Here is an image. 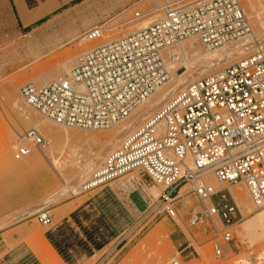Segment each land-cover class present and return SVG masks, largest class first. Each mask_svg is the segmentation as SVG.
<instances>
[{"label":"built area","instance_id":"built-area-1","mask_svg":"<svg viewBox=\"0 0 264 264\" xmlns=\"http://www.w3.org/2000/svg\"><path fill=\"white\" fill-rule=\"evenodd\" d=\"M146 17L154 23L83 51L68 72L51 82L23 84L21 97L57 125L109 129L172 80L175 66L186 58L167 52L169 48L189 38H197L207 50L253 35V44L258 43L240 0H150L147 9L134 8L132 20ZM105 30L104 25L94 26L80 41L100 40ZM251 51L176 91L106 156L83 191L139 172L162 187L143 211L146 216L175 219L181 188L190 185L202 205L189 223L220 220L215 227L222 241L214 242L215 257L220 258L223 246L233 241L231 228L240 216L230 186L244 184L255 207L264 210V45ZM48 146L37 129H29L16 141L14 157H47ZM37 218L45 226L53 223L47 209Z\"/></svg>","mask_w":264,"mask_h":264},{"label":"rangeland","instance_id":"rangeland-1","mask_svg":"<svg viewBox=\"0 0 264 264\" xmlns=\"http://www.w3.org/2000/svg\"><path fill=\"white\" fill-rule=\"evenodd\" d=\"M42 1L26 0L29 7L40 5ZM240 1L259 38L256 41L264 45L261 39L264 38V0ZM56 2L57 5L45 17L26 26L15 7V1L0 0V264H43L37 251L47 246L38 236L43 235L51 242L49 234L66 250L69 261L55 248L66 264H166L173 260L182 264H264V237L250 238L242 229V224L263 211L261 209H240L238 206L240 216L231 228L234 232L233 241L229 245L225 244L224 254L216 258L214 242L222 241V238L216 231L215 222L217 225H221V222L215 218V222L190 225L191 213L202 205L190 185L181 188L176 201L178 216L175 219L166 215L147 217L144 212H138L128 204L127 194L135 189L153 194V200L161 194L162 187L139 172H131L107 186L79 194L69 190L68 187H78L88 180L130 131L142 125L179 90L173 88V83L165 84L169 94L153 111L137 114V117L132 114L124 122L106 130L68 128L72 137L65 143L70 144V147L72 145L73 149L84 152L92 149L99 151L97 161L85 163L87 167L81 175L78 174L79 169L68 166V162L60 170L52 166L49 158L51 152L56 151L55 143L49 133L41 130L40 133L48 141L49 158L34 153L31 158L24 159L31 163L38 162L37 168L19 166L15 169L16 162L24 161H17L14 157L16 141L20 134L34 129L27 118L32 115L46 118L27 104L19 88L32 81L41 71L58 68L64 59L69 56L74 59L86 51L85 47L90 42L80 40L81 35L90 28L104 25L106 30L103 40L119 33H131L136 25L152 18L132 20L134 8L147 9L150 0ZM200 45V49L205 51V46L202 43ZM251 52L230 57L236 55L235 52L223 57L222 61L219 59L221 62L215 71ZM72 65L73 61L70 67ZM205 65H198L194 69L202 67L198 70L200 72ZM186 70L183 68L178 73ZM176 72L174 69L173 73ZM11 86H16L17 91L13 93ZM57 126L58 129L66 128ZM98 134L107 137L102 144H96V140L91 138ZM230 188L244 193L250 200L244 184H234ZM74 205L76 208L69 218L62 220L63 210L67 212ZM43 209H47L53 217V223L49 226L38 221L37 213ZM90 238L100 243L102 248L96 249Z\"/></svg>","mask_w":264,"mask_h":264},{"label":"bare ground","instance_id":"bare-ground-1","mask_svg":"<svg viewBox=\"0 0 264 264\" xmlns=\"http://www.w3.org/2000/svg\"><path fill=\"white\" fill-rule=\"evenodd\" d=\"M15 1H16V4L19 6L20 10L19 9L18 10L20 12L21 19L26 24L28 22L32 21L33 19H36L38 16H41L43 13H45V12L47 13L51 8H53L54 6L57 5V4H55V3H57V2H55L56 0L55 1L53 0L55 2L54 3L55 5L52 3V0H46V2H45L46 5H45L44 1H42L39 5L40 8H38V6H37L34 8V9L37 8L36 11L31 12V10H29L30 11L29 12L27 7H26V3L24 0H15ZM64 1H69V0H64ZM44 5H45V7H43ZM32 10H33V8H32ZM31 13L33 15L28 16ZM154 21H155L154 18L145 19L144 21H142L141 23L136 25L131 31H136V30H140L142 28H146V27L150 26L152 23H154ZM122 35H124V34L119 33L115 36L113 35V37L112 36L109 38L105 37L106 39H103V40L100 39V40L92 41L86 45L85 49L89 50L94 46L100 45V44L108 42L110 40L117 39V38L121 37ZM254 38H255V36L253 35V38L249 37V38L243 39V40L238 41V42L229 43L221 49H216V50L205 49V51H202V48L200 49V47L202 45H200L201 43H199L198 40H195V38H189V39L181 42L180 44L169 48L167 50V52L178 51L179 53L184 54V56L186 58L184 63L178 64L175 66L174 69H176L177 72L172 74V80L169 83H173L174 89H177V88L181 89L182 87H184L188 83L192 82L193 80H195L199 77H202L204 74L211 73V72L215 71L216 67L219 66V63L222 61L221 59L223 57L237 52L236 55H233V56L229 55L230 57L235 58L236 56L237 57L242 56V55L246 54L247 52H250L254 47L259 45V43L253 44ZM261 39L263 42L264 38H261ZM258 41L259 40H257V42ZM75 58L73 59L72 56H69L68 58L63 60L60 67L43 70L32 81L36 82V83L39 82L42 84L53 81L54 79H56L57 77H59L63 73H66L70 70V68H71L70 65H71L72 61L73 62L75 61ZM227 59H228V57H227ZM215 61H217V62H215ZM223 61H225V60L223 59ZM169 64H171V62ZM204 64H206V65L203 66L204 69L201 70L200 72H198V70L201 69L202 67L199 69H198V67L194 69V67H196L198 65L202 66ZM183 68H187V70L183 73H178ZM190 76H192V77L190 80H188V77H190ZM164 86L165 85H162L161 87H159L146 100V102L143 105H141L133 113V115L136 116L137 114L139 115L141 113H146V112H149L151 110L153 111L154 109H156L159 106L160 101L169 94V92H166ZM12 90H13V93L16 92L17 87L13 86ZM18 91L20 92V88ZM23 108H25L27 110L26 106H24ZM27 119H29L28 123H30V125H32V126L34 125V129H37L39 132L41 130L42 132L49 133L52 136L54 143H55L54 144V148H55L54 150H56V151L51 152V156H50L51 158H49V156H48L49 154L47 153L46 158L51 159V164H52V166L55 167V169L60 170L61 167L64 166L65 162H68L70 164V165L68 164V166H70L72 168H78L79 169L78 174L81 175L82 172H84L85 168L87 167V165H85V163L90 164V163H93L94 161H97V155H98L99 151L96 152L95 149H92L89 152H84L80 149L75 150L72 148V145L70 147V144L65 143V141H67V140L69 141L70 137H72L71 136L72 134L67 127L65 129H58L57 124L55 125V123L50 121L49 119L46 120V118L44 119L42 117L34 116V115H32L31 117H28ZM120 123H122V122H120ZM21 135L22 134H20L19 136L21 137ZM91 138H94L96 140V144H99V143L102 144L106 140L105 138H107V137L104 135L98 134V135H95ZM93 142H94V140H93ZM69 147H70V149L71 148L72 149L70 150ZM32 155H30L28 157L31 158ZM28 157H25V158H28ZM38 165H39V163L36 161L31 163V162L27 161L26 159H24V161L16 162L15 169L16 168L18 169L19 166H24L27 168H37ZM208 179L211 183H213L214 186L216 185L215 186L216 189H220L219 184L216 182V180H213L210 175L208 176ZM64 180L66 182H68L67 179H64ZM88 180L81 183L80 186H78V187H73V188L68 187V188H69V190H72L74 194H79L84 190V186ZM182 191H184V190H182ZM230 191L234 195V199H236L237 205L240 207V209L241 208L243 209L244 207H251V209H253V210L257 209L255 207V205L253 204L251 198H250V200H248L246 198V196H244V193L240 194L237 192L236 189H233V188H230ZM75 208H76L75 205L69 207L68 212L73 211ZM249 212H250V210H249ZM242 229L248 234V236H250V238H259L260 239V238L264 237V236H262V234L264 232V210L259 211V213H257L250 220L245 221L242 224ZM8 239H11V238H8Z\"/></svg>","mask_w":264,"mask_h":264},{"label":"crops","instance_id":"crops-1","mask_svg":"<svg viewBox=\"0 0 264 264\" xmlns=\"http://www.w3.org/2000/svg\"><path fill=\"white\" fill-rule=\"evenodd\" d=\"M15 1V0H14ZM25 1V3H26V7H27V9H28V11L29 10H31V12L33 11H36L37 10V8L36 9H34L35 7H37L38 6V8H40V6L39 5H37V6H35V7H29L28 5H27V2H26V0H24ZM55 1V0H54ZM53 0H52V3L54 4L55 2H54ZM64 1V0H63ZM70 1V0H69ZM46 2V0H44V3ZM64 2H67V1H64ZM55 4H57V3H55ZM54 4V5H55ZM45 5H46V3H45ZM45 5L43 6V7H45ZM18 5L16 4V1H15V7H16V9H17V11H18V13L20 14V12H19V6L17 7ZM32 8H33V10H32ZM19 9V10H18ZM30 12V11H29ZM28 12V13H29ZM48 13H43L41 16H38L36 19H33L32 21H30V22H28L27 24L26 23H24V25H26V26H30V25H32L34 22H36V21H38V20H40V19H42L43 17H45L46 15H47ZM31 15H33L32 13L30 14V15H28V16H31ZM23 21V20H22ZM153 194H151V193H148V192H146L145 190H141V189H135V190H132V191H130L128 194H127V197H126V201L128 202V204L129 205H131L136 211H138V212H143L144 210H146V208H147V206H148V204L153 200ZM69 209V208H68ZM64 211V214H63V216H62V220H66V219H68L69 218V214L72 212H68V210H67V212H65V210H63ZM74 211V210H73ZM38 237H40L42 240H44V242L46 243V246H47V248L46 249H40V250H38L37 252H38V255H39V257H40V260H41V262L43 263V264H66V262L63 260V258L60 256V254L56 251V249H55V247L53 246V244L46 238V237H44L43 235H39Z\"/></svg>","mask_w":264,"mask_h":264},{"label":"trees","instance_id":"trees-1","mask_svg":"<svg viewBox=\"0 0 264 264\" xmlns=\"http://www.w3.org/2000/svg\"><path fill=\"white\" fill-rule=\"evenodd\" d=\"M42 21V20H41ZM49 239L51 240V242L53 243V245L55 246V248L59 251V253L64 257V259L66 261H69V256L66 254V250L62 248V246L60 244L57 243V241L53 238V236L51 234L48 235ZM93 241V245L96 249H101L102 245L96 241H94L92 238H90ZM92 250V249H91ZM89 250V251H91Z\"/></svg>","mask_w":264,"mask_h":264}]
</instances>
